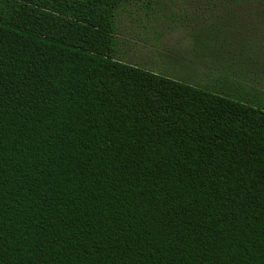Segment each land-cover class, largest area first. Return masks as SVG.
<instances>
[{
  "label": "trees",
  "instance_id": "trees-1",
  "mask_svg": "<svg viewBox=\"0 0 264 264\" xmlns=\"http://www.w3.org/2000/svg\"><path fill=\"white\" fill-rule=\"evenodd\" d=\"M165 2L0 0V264H264V106L114 57Z\"/></svg>",
  "mask_w": 264,
  "mask_h": 264
},
{
  "label": "rangeland",
  "instance_id": "rangeland-1",
  "mask_svg": "<svg viewBox=\"0 0 264 264\" xmlns=\"http://www.w3.org/2000/svg\"><path fill=\"white\" fill-rule=\"evenodd\" d=\"M192 1L176 0L179 6L153 10L149 15L135 7L120 13L116 21L114 57L178 80L197 83L205 89L213 90L208 87L213 86L238 96H256L253 104L264 106V14L251 12L247 5L214 6L209 18L214 19L215 27L221 30H216L218 37L212 49L204 47L200 51L203 55L198 54L197 60L192 52L189 54L192 42L188 24H195L194 15L206 4L190 5ZM185 16L190 18L187 20ZM163 50L191 56V59L175 60L173 54L168 55V51ZM195 60L199 63H194Z\"/></svg>",
  "mask_w": 264,
  "mask_h": 264
},
{
  "label": "crops",
  "instance_id": "crops-1",
  "mask_svg": "<svg viewBox=\"0 0 264 264\" xmlns=\"http://www.w3.org/2000/svg\"><path fill=\"white\" fill-rule=\"evenodd\" d=\"M191 44V47H190V50H189V54L191 55V52L195 55V59H197L198 60V57H197V55L192 51V43H190ZM164 52L165 51H168V53H166V54H168V55H170V54H173V56H175L176 58H173V59H175V60H190L191 59V56L189 57H186L185 55H184V53L182 52V54L185 56H182V55H180V54H178V53H176V52H174V51H170V50H163ZM167 55V56H168ZM168 58H170V57H168ZM197 60H195V62L194 63H199ZM189 69H191L190 67H189Z\"/></svg>",
  "mask_w": 264,
  "mask_h": 264
}]
</instances>
